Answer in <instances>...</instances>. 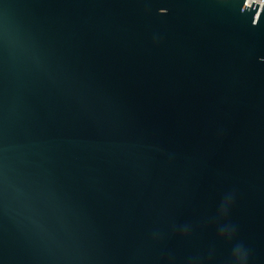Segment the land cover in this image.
<instances>
[{"label":"water","instance_id":"1","mask_svg":"<svg viewBox=\"0 0 264 264\" xmlns=\"http://www.w3.org/2000/svg\"><path fill=\"white\" fill-rule=\"evenodd\" d=\"M0 0V264H264V1Z\"/></svg>","mask_w":264,"mask_h":264},{"label":"built area","instance_id":"2","mask_svg":"<svg viewBox=\"0 0 264 264\" xmlns=\"http://www.w3.org/2000/svg\"><path fill=\"white\" fill-rule=\"evenodd\" d=\"M257 0H254L256 2ZM264 0H259L258 5L260 6L263 3Z\"/></svg>","mask_w":264,"mask_h":264}]
</instances>
